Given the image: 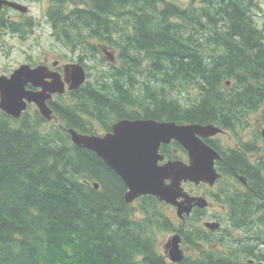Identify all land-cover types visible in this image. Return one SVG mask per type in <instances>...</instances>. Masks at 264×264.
<instances>
[{
    "label": "trees",
    "instance_id": "obj_1",
    "mask_svg": "<svg viewBox=\"0 0 264 264\" xmlns=\"http://www.w3.org/2000/svg\"><path fill=\"white\" fill-rule=\"evenodd\" d=\"M48 1L57 43L77 51L82 65L99 57L101 43L119 65L103 58L86 69L88 80L68 101L52 103L58 123L51 126L37 115L0 112V264H172L156 252L158 229L178 232L196 250L177 264H264V248L254 247L259 235L264 245V215L260 233L249 227L228 241L223 229L217 248L200 249L210 235L173 225L155 197L137 208L125 203L122 180L68 134H95L96 123L109 131L137 113L228 128L264 107L256 0ZM3 26L16 31L15 23ZM254 185V194L264 191L262 181Z\"/></svg>",
    "mask_w": 264,
    "mask_h": 264
},
{
    "label": "water",
    "instance_id": "obj_2",
    "mask_svg": "<svg viewBox=\"0 0 264 264\" xmlns=\"http://www.w3.org/2000/svg\"><path fill=\"white\" fill-rule=\"evenodd\" d=\"M3 6L22 13L28 10L22 4L0 0V10ZM106 55L113 62L111 55ZM85 81L86 74L80 65L64 67L63 78L44 66L31 68L29 65H21L9 76H0V111L19 118L27 104L33 103L41 116L50 121L53 114L47 107V102L52 96L63 95L65 91H76ZM27 85L39 90L28 91ZM219 132L221 130L211 124L185 125L139 119L120 120L104 135H88L74 129L68 130L73 145L93 152L122 180L126 186L125 203L131 204L142 196H152L175 207L179 218L189 215L195 206H206L204 199L188 196L181 184L189 181L212 185L220 177L213 164L217 155L198 138L213 136ZM261 135L264 139V127ZM171 140L178 142L188 152V165L180 162L158 165V161L162 160L158 153L160 144H167ZM94 188H99L98 183H94ZM205 226L214 230L219 225L207 223ZM180 243L179 234H175L164 245L165 254L174 264L184 259Z\"/></svg>",
    "mask_w": 264,
    "mask_h": 264
},
{
    "label": "flooded vegetation",
    "instance_id": "obj_3",
    "mask_svg": "<svg viewBox=\"0 0 264 264\" xmlns=\"http://www.w3.org/2000/svg\"><path fill=\"white\" fill-rule=\"evenodd\" d=\"M7 1L21 4L19 1L22 0H7ZM28 1H32V0H28ZM26 7L28 9L26 13H22L18 10H14L8 6L2 7V9L0 10V21H1L0 24L7 25V23H15L16 31L13 32L6 26L0 27V37L4 38L5 36L12 35L18 39H22V40L27 39L30 32H33V30L35 29L37 23L35 18L31 16V12L30 14H28L30 11V7L28 6ZM45 16L47 23L49 24L51 29V33H50L51 38L55 41L52 33L51 24L48 19L47 10L45 12ZM96 46L97 49L100 51L98 53L99 57L95 58L96 59L95 61H90V62H86L84 59L83 62L84 65L80 63L77 51L72 52L73 54H76V58L74 62L67 63L62 67H60V63L57 60L52 62L48 60H43V61H37V63H34V61L32 60H27V64H22V65H29L31 68H35L36 66H44L50 72H57L62 77H64V67L69 65H80L85 69L92 68L95 65L101 67L103 58L106 63L112 64L108 62V59H106L103 56L104 51L105 53H107L105 49L107 48L111 49V48L107 46H103L101 43H97ZM63 47L70 50L65 46ZM46 81H50V79H46ZM26 90L38 91L39 89L34 88L32 85H27ZM54 98L55 95L52 97L50 101L47 102V107L52 112H53L52 103L56 101L54 100ZM25 113L26 116L28 117L34 118V116L37 115L40 120L46 121L41 116L37 107L34 104H27L26 110L24 111L23 114ZM123 119L152 120L147 118L145 114L142 113L135 114L134 118H123ZM53 122L54 121H46V123L44 124L51 126ZM113 124H111V126ZM183 124H191V123H183ZM99 125L100 124H98V126ZM212 125L220 128L221 132L208 137L198 136V138L217 155V158L214 159L213 164L216 173L220 177L212 185L202 182L195 184L189 181H186L181 184V187L188 196L202 198L206 202V206L204 208H199L195 206L192 208L189 215L187 216L183 215L184 217L178 219L179 221L178 225L180 226L186 225L184 220L185 218L187 219L188 217H193L194 220L192 222L202 221V226L199 228L202 230L204 234L210 235L211 239H210V243L197 244V246L200 247V249H204V248L207 249L208 247L217 248L216 246L218 244V237H222L221 230L224 229L225 231H227V234H230V229H236L234 228V223L235 224L239 223L242 225L241 228L236 230H241L244 233H247L246 231H248L249 227H251L252 230L249 231L250 233L255 231H258V233H260L262 229V224L260 219H262L264 215V211H263L264 203L262 202L261 199V196L262 197L264 196V191L262 190V188H260L259 191L257 193L255 192L254 194V190H253V188H256V186L254 185V181L256 182L257 180L258 182L262 181L264 185V139L262 138L261 135V130L264 127L263 107L261 106L255 107V110H252L250 111V113H248L246 119L242 118L239 122L231 121L228 125L229 126L228 128H223L222 126H220V124H212ZM111 126H110V130L107 131L104 129L103 126L100 125L102 130L101 134L100 133L99 134L95 133V134L104 135L107 132L111 131ZM158 153L160 156H162V160L158 161V165H164L169 162H180L184 165L189 164L188 152L178 142L174 140H171L167 144H160ZM252 196H258V197L253 199ZM141 198L143 197H139L135 199L133 203L137 205L141 200ZM163 206L169 207L176 214V208L163 203L161 204L159 202V207L162 208ZM235 217H239V221ZM207 223H217L219 226L217 229L212 230L209 227L205 226ZM258 239H261L260 235L258 236ZM181 240L182 241L180 247L182 249V244H184L183 238H181ZM259 241L260 244H262V240ZM260 244H256L254 247L258 249V246ZM187 256L184 255V257Z\"/></svg>",
    "mask_w": 264,
    "mask_h": 264
},
{
    "label": "rangeland",
    "instance_id": "obj_4",
    "mask_svg": "<svg viewBox=\"0 0 264 264\" xmlns=\"http://www.w3.org/2000/svg\"><path fill=\"white\" fill-rule=\"evenodd\" d=\"M19 2L22 5L30 7V11L28 14H30L31 12V16L35 18L37 25L33 32H30L27 39L24 40L18 39L12 35L5 36L4 38L0 37V76L9 75L15 68L19 67L22 64H27V60H32L34 61V63L43 60H48L50 62L57 60L60 63V67L66 65L67 63L74 62L76 54H73L70 50L56 43L51 38V29L49 24L47 23L45 16V12L49 5L48 1L22 0ZM256 4L257 6L253 10V18L256 25L264 32V0H256ZM105 50L110 53L112 58H114L112 65H119V62H117V59L115 57V50H113L112 48H107ZM103 56L108 57L104 53ZM61 97H64L65 101H68L67 93H64L63 95H61ZM54 100L58 101V98L55 96ZM93 129L95 133L101 134L102 132L100 125L98 126L97 123L93 124ZM138 206L139 205L135 204L136 208ZM161 210L173 225L179 224L178 218L172 209L167 206H163ZM139 217H141V213L139 214ZM193 220V217H188L187 219L185 218L184 222L185 224L192 226L194 225L196 227L202 226V221L192 222ZM236 229H230L229 235H226L225 233V238L227 237L228 241L237 240L241 238V236L245 235L243 231ZM174 233L175 232L171 230L165 229H158L154 233L156 252L158 253V255L163 256L165 259H167V255L164 252V245L172 237V235H174ZM263 248L264 245L262 244L258 246V250H262ZM182 250L183 255L186 256L196 254V250L188 244H182Z\"/></svg>",
    "mask_w": 264,
    "mask_h": 264
},
{
    "label": "bare ground",
    "instance_id": "obj_5",
    "mask_svg": "<svg viewBox=\"0 0 264 264\" xmlns=\"http://www.w3.org/2000/svg\"><path fill=\"white\" fill-rule=\"evenodd\" d=\"M94 183H95V182H94ZM94 183H93V184H94Z\"/></svg>",
    "mask_w": 264,
    "mask_h": 264
}]
</instances>
